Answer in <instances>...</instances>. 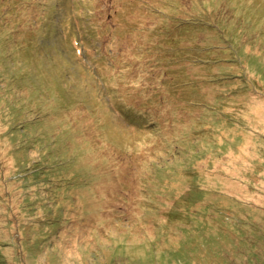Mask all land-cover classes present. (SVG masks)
<instances>
[{
    "label": "rangeland",
    "instance_id": "obj_1",
    "mask_svg": "<svg viewBox=\"0 0 264 264\" xmlns=\"http://www.w3.org/2000/svg\"><path fill=\"white\" fill-rule=\"evenodd\" d=\"M84 16L95 20L81 29ZM0 26V100L24 111L23 95L51 87L43 114L18 117L65 143L44 175L37 166L51 155H33L28 176L70 171L86 182L77 211L50 212L45 190L34 203L8 202L9 146L0 140V264H264V97L249 75L264 83V0H0ZM6 45L16 55H4ZM234 84L246 90L237 96ZM165 92L176 129L149 131L126 116L124 108L153 106L165 129ZM216 93L231 94L226 113L240 108L249 127L216 134ZM71 96L74 106L60 105ZM202 116L210 128L180 151Z\"/></svg>",
    "mask_w": 264,
    "mask_h": 264
},
{
    "label": "trees",
    "instance_id": "obj_2",
    "mask_svg": "<svg viewBox=\"0 0 264 264\" xmlns=\"http://www.w3.org/2000/svg\"><path fill=\"white\" fill-rule=\"evenodd\" d=\"M22 1V0H21ZM196 1V0H194ZM237 7V6H236ZM234 7V8H236ZM234 10V9H233ZM7 17V16H6ZM185 18H189V16H186V13L182 16L179 15H175L173 16V21H180V20H185ZM8 19V17H7ZM10 21V19H8ZM87 22H89V18L87 16H84L82 18L81 21V25L80 28L83 29L84 28V24H86ZM3 27L0 26V32L1 29ZM2 33V32H1ZM6 37L8 38V31L6 29ZM1 36V35H0ZM11 41V40H10ZM28 46H26L24 49H28L30 48V46L32 45V42L28 40H26ZM71 44V43H70ZM71 46V45H70ZM76 47L75 45H73V48ZM3 49H6V53L4 55H16L14 50H9L8 45L4 46ZM9 50V51H8ZM251 71V70H250ZM253 74H249L250 77L253 79L252 80V86L255 88V92L252 90V93H257L260 94L261 96L263 95L264 97V83L260 82V78L262 77V74L260 73H254ZM250 86V87H252ZM164 87H162L163 89ZM232 88L235 89L237 96L241 94L242 90H246L243 87L237 86L236 84L232 85ZM15 89V88H14ZM238 89V90H237ZM16 91V89H15ZM47 91H53L54 90L51 87H48L47 85L44 88H33V91L28 92V96L29 98L26 100L25 96L23 95V103L26 105V110L22 111L19 108H15L14 106L10 105L9 101L6 102L5 99H1L0 100V136H2V138L0 137V140L3 139H7L6 141L3 140L4 143H6L9 146V151L7 152V158L5 160V163H3V169L6 171V174L8 176V178L10 179L8 182V188H6L5 190V195H3V192L1 193L0 197L3 195L8 199L7 201H12V200H17L18 204L20 205L21 202L24 203H34L33 199L36 197V193L38 190L43 191L45 190V194H46V198L43 199V201L48 202V204L46 203V205L48 206V209H51L50 212H52L53 210L57 213V212H61L62 210L64 211H77V206L80 207V204L83 201V197H82V192H81V188L83 185L86 184V182L83 180V178L81 179V177H77L76 175H73V172H68V171H62L57 175V180H54V176H47V177H43L44 173L47 172V170H49L51 167H53L54 165H57L58 163L55 162L54 158V151L58 150V143L60 144H65L63 142V138L60 137L61 135L59 134V132L56 133H51V132H44L43 134L40 133H35L30 131L29 128H33L30 127L29 124L24 123V121H22L21 117H18V114H23L28 112L29 114H38L39 112H42L43 114V110L41 109V102H45L46 100H48L47 96ZM0 93H4L0 90ZM6 94V93H5ZM159 94V93H158ZM157 94V95H158ZM220 95V93H216L214 95V100H216V102L214 103V107L217 108V111L219 112L218 114V118H220V121H217L215 123V125H218V127H214L215 128V132L216 134L222 133L225 134V132L227 131V133L229 131H232V134L234 133V131L232 130V126L233 124H238L240 125L241 123H244L245 126L250 125V123L252 122V120L248 119V115L246 116H241L239 114V109L240 108H236V110H232L231 112H227L226 113V106L225 103V98L227 96H230L231 94H226L223 96H220L219 98H217ZM164 97V101H160L158 102L159 107L162 108V103L168 104V114L169 117H167L166 122L168 123V126L164 129L163 127V123L161 126V117L160 115L156 114L153 106L151 108V110L149 111H144L139 109V113L135 112L134 110H131V108L129 107V112H126L127 108L125 109V114L126 116H128L129 120L134 122L135 124H137L138 127H144L145 129L147 128H151L149 131H151L154 128L159 127V129L161 130V132H164L166 129L168 130H174L178 127V110H176L173 106L172 103L174 102V96L173 93L170 92H165L163 94ZM234 95L232 94V97ZM235 97V96H234ZM187 99L184 97L181 100L182 103V107H180L179 109L183 108L185 110V108L187 107ZM59 103L61 106H74V103H76L77 101L73 99V97L71 96L69 98V100L67 101H63L60 98L58 99ZM51 103V102H50ZM41 107V108H40ZM150 111H153V113H151ZM15 112V113H14ZM175 113L173 116L172 114ZM206 117L208 116H202L201 119H195V117L192 119L193 120V124H194V130L193 131H188L186 133H184V138L182 139V141L180 143H182L183 145L180 146V151L182 149L185 148L184 146V141L185 138L190 139V147L198 140L199 135L203 134V129L205 128H210L207 127V122L209 123V121L206 119ZM152 118H155L156 120L151 121ZM148 121H151V123H149ZM228 122L230 123V127L229 128H225L223 127L224 125L228 124ZM210 124V123H209ZM247 124V125H246ZM211 126V124H210ZM167 130V131H168ZM226 133V134H227ZM211 136H215L213 134H210ZM25 139H29L28 141H25ZM242 141V138H241ZM242 144V143H241ZM70 147V146H67ZM63 150V149H61ZM68 152L70 151L69 148H67ZM185 150V149H184ZM51 155V159L50 158H44L39 165L37 166V168L39 169V171H41V173L43 175L38 176L37 178H30V176H28L29 174H32V172L35 170V167L30 165V161L32 160V156L33 155ZM38 160V158H35V161ZM71 161V160H70ZM157 162H159L160 164L162 162L166 161L161 158L160 156L158 157ZM256 163V161H255ZM62 164V163H60ZM160 164H153L150 163L148 170L152 169H157V170H167L169 169V166H160ZM260 164L262 167L264 166L263 163H258ZM10 168V169H9ZM36 168V170H37ZM14 172V173H13ZM4 175V174H3ZM68 179L67 181L69 182L68 185L63 182L62 183V191H55L52 190L51 191V186L53 184V182L55 181L56 183H61L62 180ZM27 181V183H26ZM74 181V182H73ZM26 183V184H25ZM45 183H47L48 188H46L44 185ZM1 185V183H0ZM37 186V187H36ZM70 187V188H69ZM45 188V189H44ZM155 188V185L153 183H150L148 185V189L152 190ZM23 190V192H22ZM69 192L72 196L73 199L68 200L67 197L65 196L66 192ZM55 196V199L52 200V198ZM38 200H40L38 198ZM0 202H1V198H0ZM57 202V204L55 206H51L53 203ZM16 204V203H15ZM14 204V205H15ZM32 206H36V204H27L24 205V207L26 209H31ZM34 211L37 210V208L33 207ZM8 210L10 211V213H13V210L11 208V206H9ZM49 212V213H50ZM86 212H88V210H86ZM57 215V214H56ZM124 216V213L121 212V214L114 219L118 220ZM26 217V216H25ZM28 217H31V215H28ZM78 218V216H77ZM82 218V217H79ZM27 220V218H26Z\"/></svg>",
    "mask_w": 264,
    "mask_h": 264
},
{
    "label": "bare ground",
    "instance_id": "obj_3",
    "mask_svg": "<svg viewBox=\"0 0 264 264\" xmlns=\"http://www.w3.org/2000/svg\"><path fill=\"white\" fill-rule=\"evenodd\" d=\"M240 170H241V168L239 167L238 170L236 171V173L239 172ZM237 175H238V177H240L243 181L245 180L247 185H249V184L252 182V181H249V180L245 179V177L242 175V173H241V174L238 173ZM262 182H264V181H262ZM262 182L259 183L260 185H259V184H258V185H259V186H262V185H263V187H264V183L262 184ZM259 186H258V187H259ZM259 188H260V187H259ZM254 191H255V187H254ZM263 197H264V196H263ZM257 200H259V198H257Z\"/></svg>",
    "mask_w": 264,
    "mask_h": 264
}]
</instances>
